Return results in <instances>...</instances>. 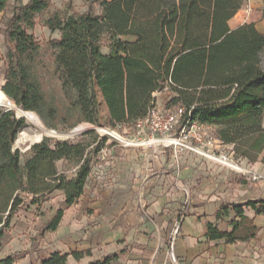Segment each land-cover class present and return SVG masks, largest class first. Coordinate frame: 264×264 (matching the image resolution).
Wrapping results in <instances>:
<instances>
[{"label": "trees", "instance_id": "16d2710c", "mask_svg": "<svg viewBox=\"0 0 264 264\" xmlns=\"http://www.w3.org/2000/svg\"><path fill=\"white\" fill-rule=\"evenodd\" d=\"M94 1L98 12L53 13L44 21L59 32L47 44L61 92L50 101L40 74L48 63L41 55L44 47L29 32L49 2L14 0L5 16L8 0H0V32L8 42L1 90L16 106L37 113L47 128L68 131L80 123L98 124L97 92L110 122L123 124L145 117L154 106V93L168 88L174 95L167 106H183L191 120L215 127V136L232 146L236 158L264 164V33L253 23L228 25L246 0ZM104 38L107 54L101 52ZM24 125L13 110H0V240L23 202L22 190L31 203L58 191L66 206L75 204L108 139L94 130L83 131L75 141L44 136L30 145L20 164L13 145ZM64 163L72 164L71 174ZM229 207L231 230L207 223L208 239L233 244L255 238L258 229L245 211L264 215V198L222 205L216 221L228 215ZM62 216L58 208L42 230L54 231ZM90 253L57 251L40 264H66L68 255L79 259ZM116 259L117 254H109L87 264ZM0 264L15 261L8 255Z\"/></svg>", "mask_w": 264, "mask_h": 264}, {"label": "crops", "instance_id": "0c3cea01", "mask_svg": "<svg viewBox=\"0 0 264 264\" xmlns=\"http://www.w3.org/2000/svg\"><path fill=\"white\" fill-rule=\"evenodd\" d=\"M245 5L251 11L241 16ZM245 5L228 21L229 27L234 29L243 23H253L259 32L264 33V14L256 11L264 5V0H248ZM108 52L107 48L103 53ZM136 156V150H133L125 153L123 159L117 162L115 188L120 192L116 191L114 197L103 196L91 200L87 205L93 212L89 217L83 215L82 222L78 224L69 223L70 217L68 214L64 217L63 212L57 228L43 233L42 243L52 242L56 247L48 249L41 261L57 251L70 253L90 250V255L79 259L68 255L66 264H87L109 254H117V259L110 264H264V215L254 216L252 210L245 211L247 216L253 218V224L258 229L256 237L248 242L225 244L223 240H209L206 236L207 223L217 224L221 231H230L229 222L234 219L231 207L228 215H222L218 221L215 219L216 212L222 205L264 198V181L240 184L230 177L233 174L231 170L206 161L217 167V170L213 168L206 173L208 177L203 180L207 196L191 200L172 195L152 198L147 200L148 209L158 214L155 221H143L136 207L138 201L142 202L143 199H135L132 194L139 189L134 182V172L146 173L147 164L142 160L134 162ZM239 162L248 169L264 174V164L260 161L250 163L240 158ZM166 173L167 181L172 183V175L169 171ZM181 173L184 174V171ZM237 175V178L243 177ZM180 183L177 182L178 185ZM169 235L174 238L168 247L164 243H168ZM170 255L174 256V263Z\"/></svg>", "mask_w": 264, "mask_h": 264}, {"label": "rangeland", "instance_id": "374dc122", "mask_svg": "<svg viewBox=\"0 0 264 264\" xmlns=\"http://www.w3.org/2000/svg\"><path fill=\"white\" fill-rule=\"evenodd\" d=\"M49 2V7L42 14L37 15L35 20V26L29 30L39 42V44L44 47L41 55L47 63V69H44L40 72L44 79L45 88L47 95L50 101L57 100L60 95V83L58 81V75L55 69L54 63L51 61V54L53 50L47 46L48 42L52 39L59 37L58 31H51L45 25L44 21L53 13H59L61 15H69L71 13H83L88 8H92L93 11L98 12L99 6L98 3L94 0H47ZM248 0L244 2L247 3ZM16 3L14 0H8L6 14L5 16L10 15V11ZM249 6L245 5L243 14H249L246 11ZM262 11L264 14V5L256 9V11ZM253 14V12L251 13ZM1 21V15H0ZM2 28V23L0 22V29ZM109 45V41L104 38L101 43V52H106ZM8 42L5 39L4 35L0 32V89L4 81V71H5V58L7 54ZM262 65L264 66V50L261 54ZM174 95L168 88H164L159 92L154 93L155 102L154 108L165 109L169 100ZM98 100V124L92 125L89 123H80L73 127L71 130L78 128L80 125H83V129L94 130V135L100 136L104 134L105 131L101 130L108 129L113 130L117 134L125 138H132L137 131V125L135 122L129 120L123 124H113L109 120V115L107 108L102 100V97L99 92H97ZM8 107H0V110H5ZM37 114V113H36ZM15 116H17L15 114ZM38 116V115H37ZM39 117V116H38ZM40 119V117H39ZM42 122V120L40 119ZM25 125L20 128L17 138L14 142L13 149H17L20 152V164H23L24 158L26 156V151L31 144L35 143L38 140H41L44 136L52 137L56 139H69L75 141L78 139V136L82 132H77L75 134H70L71 130L68 131H58L51 128H47L42 122V127H36L31 125L24 119ZM262 125L264 126V116L262 119ZM44 127L45 130H42ZM215 127H211L212 133L215 135ZM37 134L38 138H34ZM36 137V136H35ZM38 139V140H36ZM89 139V137L87 138ZM232 148V146L230 145ZM105 153L102 154L103 157L96 155L94 159L96 162L93 164L91 172L88 176L84 187V193L79 197L77 202L71 206H66L63 203V195L61 192L54 191L43 198H40L37 203H31V196H27L25 191L20 192V196L23 198L22 204L17 208L13 214L12 220L8 229L5 230L1 238V247H0V259L8 255H11L15 261V264H40V261L44 254L48 252V249L55 248L56 244L44 240L42 230L43 225L47 222L56 212L58 208H63L64 217L68 214L70 217L69 223L78 224L82 222L83 215L89 217L93 212L88 209L89 202L94 199H100L103 196L114 197L115 192L118 189L115 188L117 183L115 180L117 162L119 159L125 156V153L129 154L136 150V158L134 162L142 160L147 164L146 173L134 172V182L137 183L139 189L132 194V197L135 199H143V201H138L136 205L138 209V214L141 220L145 221H155V216L158 214L156 212L152 213L148 208L149 204L147 200L152 198L164 197L172 195L174 197H181L184 199H201L208 195L205 191L203 185L204 178L208 177L206 173L213 170H217V167H221L216 163L210 162L198 155H195L191 152L181 151L179 153H174L170 148H163L162 146H153V147H131V146H122L121 143L115 142L112 139L106 140L104 142ZM140 152V153H138ZM184 153L183 155H181ZM140 154V155H139ZM236 158L237 162L241 163ZM213 163L217 167H213ZM67 168H69L68 174L73 172L72 164L64 163ZM59 166H62L61 162H58ZM242 167H245L241 165ZM225 168V167H223ZM247 168V167H245ZM228 169V168H226ZM248 169V168H247ZM229 170V169H228ZM251 170L253 174L258 175L261 179L253 180L249 175H242L243 177L237 178L238 173L232 171L233 174L230 176L232 180L236 182H245V183H257L264 181V174ZM167 171L172 175L170 183L167 181ZM184 171V174L181 173ZM176 173V175H174ZM179 175V176H178ZM245 176V177H244ZM181 182L179 185L177 182ZM108 192V193H107ZM120 192V191H118ZM82 197V198H81ZM219 197V196H218ZM230 207L228 208V210ZM90 210V211H89ZM92 211V212H91ZM70 224V225H72ZM69 226V225H67ZM80 227V226H79ZM174 235H177L176 230H173ZM170 236V235H169ZM168 243L166 245L171 246L172 239L174 236L169 237ZM64 240V239H63ZM59 245V244H57ZM65 249L64 247H62ZM170 260L172 263L175 262L173 255H170Z\"/></svg>", "mask_w": 264, "mask_h": 264}, {"label": "built area", "instance_id": "2783aa9c", "mask_svg": "<svg viewBox=\"0 0 264 264\" xmlns=\"http://www.w3.org/2000/svg\"><path fill=\"white\" fill-rule=\"evenodd\" d=\"M249 10L250 8L246 9L247 12ZM135 123L138 129L132 138L122 137L113 130L103 128L101 130L105 133L101 136H107V140L112 139L122 146H162L172 149L176 154L181 151L191 152L238 174L249 175L253 180L261 179L237 162L230 145L219 140L212 133L210 126L191 120L190 110L183 106L165 109L153 106L145 117ZM102 154H106L104 146L97 155L104 158Z\"/></svg>", "mask_w": 264, "mask_h": 264}, {"label": "bare ground", "instance_id": "6f19581e", "mask_svg": "<svg viewBox=\"0 0 264 264\" xmlns=\"http://www.w3.org/2000/svg\"><path fill=\"white\" fill-rule=\"evenodd\" d=\"M9 106L16 110L17 116L22 115L23 119H25L31 125H34L39 128L42 127V122L40 121L39 117L35 112L33 111L25 112L24 110L21 109V107L16 106L15 103L11 101L0 89V107H9ZM78 129H83V125H80ZM42 130H44V127L42 128ZM35 136L34 138H38L37 134Z\"/></svg>", "mask_w": 264, "mask_h": 264}, {"label": "water", "instance_id": "95a60500", "mask_svg": "<svg viewBox=\"0 0 264 264\" xmlns=\"http://www.w3.org/2000/svg\"><path fill=\"white\" fill-rule=\"evenodd\" d=\"M13 110L14 112H15V114L17 115V112H16V110L14 109V108H12V107H8L7 108V110ZM22 110H24L23 108H21ZM25 112H26V110H24ZM17 118H23V116L22 115H19V116H16ZM45 130V129H44ZM87 130V129H86ZM85 129H78V128H75V129H73V130H71V132H70V134H75V133H77V132H83V131H86ZM38 141H40V140H38ZM38 141H36V142H38Z\"/></svg>", "mask_w": 264, "mask_h": 264}]
</instances>
